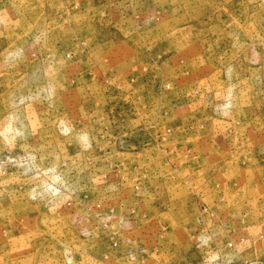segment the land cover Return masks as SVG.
Segmentation results:
<instances>
[{"label":"rangeland","instance_id":"obj_1","mask_svg":"<svg viewBox=\"0 0 264 264\" xmlns=\"http://www.w3.org/2000/svg\"><path fill=\"white\" fill-rule=\"evenodd\" d=\"M255 262L264 0H0V264Z\"/></svg>","mask_w":264,"mask_h":264},{"label":"crops","instance_id":"obj_2","mask_svg":"<svg viewBox=\"0 0 264 264\" xmlns=\"http://www.w3.org/2000/svg\"><path fill=\"white\" fill-rule=\"evenodd\" d=\"M204 53V52H203ZM82 75H85V74H83L82 72H81V70H80V72L78 73V76L80 77V78H82Z\"/></svg>","mask_w":264,"mask_h":264},{"label":"built area","instance_id":"obj_3","mask_svg":"<svg viewBox=\"0 0 264 264\" xmlns=\"http://www.w3.org/2000/svg\"><path fill=\"white\" fill-rule=\"evenodd\" d=\"M250 264H264V262H255V263H250Z\"/></svg>","mask_w":264,"mask_h":264}]
</instances>
